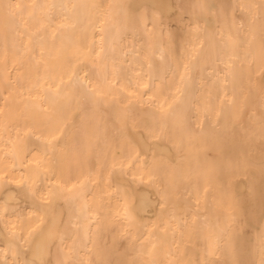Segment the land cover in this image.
<instances>
[{
    "label": "bare ground",
    "instance_id": "obj_1",
    "mask_svg": "<svg viewBox=\"0 0 264 264\" xmlns=\"http://www.w3.org/2000/svg\"><path fill=\"white\" fill-rule=\"evenodd\" d=\"M0 264H264V0H0Z\"/></svg>",
    "mask_w": 264,
    "mask_h": 264
},
{
    "label": "rangeland",
    "instance_id": "obj_2",
    "mask_svg": "<svg viewBox=\"0 0 264 264\" xmlns=\"http://www.w3.org/2000/svg\"><path fill=\"white\" fill-rule=\"evenodd\" d=\"M152 196V195H151ZM154 196H152V199H153Z\"/></svg>",
    "mask_w": 264,
    "mask_h": 264
}]
</instances>
